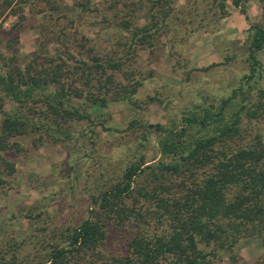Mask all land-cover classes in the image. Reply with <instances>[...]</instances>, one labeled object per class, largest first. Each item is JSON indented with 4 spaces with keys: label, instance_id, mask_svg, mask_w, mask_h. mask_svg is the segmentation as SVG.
Instances as JSON below:
<instances>
[{
    "label": "rangeland",
    "instance_id": "374dc122",
    "mask_svg": "<svg viewBox=\"0 0 264 264\" xmlns=\"http://www.w3.org/2000/svg\"><path fill=\"white\" fill-rule=\"evenodd\" d=\"M254 23L264 30V0H223L222 8L217 0H0L1 71L14 64L48 71L63 60L60 80L77 84L67 71L77 74L71 67L79 60L90 63L95 55L98 61L120 62L106 69L112 71L111 81L101 85L94 72L88 85L80 84L82 95L62 97L83 117L55 118L37 88L36 99L22 106L0 93L3 109L20 108L33 118L25 132L7 137L16 146L0 150L14 164L7 173L0 163V264H41L89 214L102 220L104 237L71 264L91 259L102 264V258L123 253V231L97 213L94 198L120 179L129 162L140 156L144 164L156 160L154 126L178 128L186 114L216 110L231 94L225 118L240 104L252 106L264 87V41L254 50L255 64L247 56ZM132 85L135 90L123 96ZM52 89L49 84L44 91ZM262 100L261 115L240 111L232 145L248 144L255 135L264 142ZM203 171L194 170V179ZM182 176L173 174L166 184L177 189ZM146 178L145 170L136 175L134 187ZM133 198L127 197L126 204L145 210L150 225L159 226L154 200L135 192ZM211 245L217 253L208 264H264V233L240 235L231 251Z\"/></svg>",
    "mask_w": 264,
    "mask_h": 264
},
{
    "label": "trees",
    "instance_id": "16d2710c",
    "mask_svg": "<svg viewBox=\"0 0 264 264\" xmlns=\"http://www.w3.org/2000/svg\"><path fill=\"white\" fill-rule=\"evenodd\" d=\"M217 4L222 8L223 0H217ZM251 27L253 31L247 45V56L255 64L254 50L262 45L264 30L257 23ZM91 59L90 63L79 60L77 65L71 67L79 71L77 74L75 70L67 71L68 76L73 74V80L79 79L77 84L60 80L63 60L54 62L48 71L29 64L21 69L14 64L0 70V93L22 106L28 99H36L33 91L37 88L42 92L46 111L55 118L83 117V113L76 108L66 106L62 97L82 95L80 84L88 85L94 72H98L95 80L100 84L111 81L112 71L106 69L120 65L117 60L98 61L95 55ZM32 60L36 63V58ZM253 68L251 66V75ZM49 84L54 89L44 91ZM134 90L135 86L132 85L123 92V96ZM1 94L0 150H3L16 146V142H8L7 137L25 132L33 118L20 108L14 111L3 109ZM84 95L88 98V93ZM95 97L91 100H97ZM263 98L264 87H260L252 106L240 104L225 118L223 109L232 99L231 94L221 100L216 110L204 108L201 112L186 114L178 128L153 127L159 135L156 142L159 156L156 160L144 164L140 156L138 161L129 162L120 179L94 198L97 213L112 219L113 224L124 233V252L102 258V264H208L217 253L212 245L209 246L211 242L231 251L240 235L246 232L264 233V142L255 135L248 144L231 143L239 133L240 111L243 110L249 117L261 115ZM104 99L105 96H101L98 100L103 102ZM33 111L29 110L31 113ZM52 121L55 126L57 120ZM194 127L196 131L193 132ZM0 163L7 173L13 171V162L1 155ZM198 168L204 171L194 179L193 171ZM144 170L148 178L134 187L136 175L144 173ZM173 174L183 176L175 183L177 189L171 190L172 186L167 185L166 180ZM188 176L189 180L186 179ZM134 192L147 200H154L159 226L153 228L150 225L144 215L145 210L132 203L126 204L127 197L134 200ZM89 212L95 211L90 208ZM104 233L102 220L98 215L89 214L71 227L63 237V243L53 245L41 264L79 263L78 258L82 254L96 249ZM86 264L96 263L91 259Z\"/></svg>",
    "mask_w": 264,
    "mask_h": 264
}]
</instances>
